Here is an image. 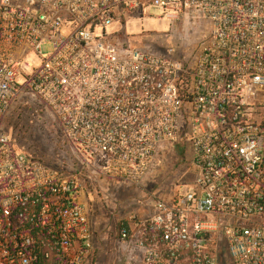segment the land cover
Returning a JSON list of instances; mask_svg holds the SVG:
<instances>
[{"label":"built area","instance_id":"1","mask_svg":"<svg viewBox=\"0 0 264 264\" xmlns=\"http://www.w3.org/2000/svg\"><path fill=\"white\" fill-rule=\"evenodd\" d=\"M151 7L199 23L195 46L121 40ZM13 104L71 166L16 144ZM178 148L190 189L117 219L123 264H264V0H0V264H91L89 206L115 213L109 193Z\"/></svg>","mask_w":264,"mask_h":264},{"label":"rangeland","instance_id":"2","mask_svg":"<svg viewBox=\"0 0 264 264\" xmlns=\"http://www.w3.org/2000/svg\"><path fill=\"white\" fill-rule=\"evenodd\" d=\"M160 15L159 8L151 7L146 17L126 21L119 38L125 40L129 35L132 45L152 50L162 47L190 49L195 46L202 31L199 23L181 19L169 23ZM118 26L114 24L113 28ZM43 49L50 50L49 46ZM4 126L24 151L41 157L50 165L71 166L72 160L61 142L58 129L52 126L45 113L23 104H13L4 118ZM185 158L184 149L178 148L157 164L138 186L113 189L109 194L112 206L117 204L115 213L103 205L89 206V222L93 232L91 264H123V257L117 254L113 240L117 219L138 212L137 209L143 207L145 201H151L155 196H169L177 190L183 193L190 189L195 169Z\"/></svg>","mask_w":264,"mask_h":264},{"label":"crops","instance_id":"3","mask_svg":"<svg viewBox=\"0 0 264 264\" xmlns=\"http://www.w3.org/2000/svg\"><path fill=\"white\" fill-rule=\"evenodd\" d=\"M145 202H146V204H143V207L140 206V207L137 209L139 214H141V213L143 212V209H144V208H147V207L149 206V204L151 203V201H148V200L145 201ZM149 202H150V203H149ZM142 208H143V209H142ZM134 211H135V210H134ZM132 212H133V211H132ZM129 214H130V213H129ZM126 216H127V215H126Z\"/></svg>","mask_w":264,"mask_h":264}]
</instances>
